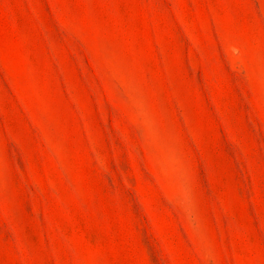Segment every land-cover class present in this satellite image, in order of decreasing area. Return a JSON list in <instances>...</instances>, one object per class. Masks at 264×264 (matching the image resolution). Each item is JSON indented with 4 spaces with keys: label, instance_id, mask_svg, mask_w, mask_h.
<instances>
[{
    "label": "rangeland",
    "instance_id": "rangeland-1",
    "mask_svg": "<svg viewBox=\"0 0 264 264\" xmlns=\"http://www.w3.org/2000/svg\"><path fill=\"white\" fill-rule=\"evenodd\" d=\"M0 264H264V0H0Z\"/></svg>",
    "mask_w": 264,
    "mask_h": 264
}]
</instances>
